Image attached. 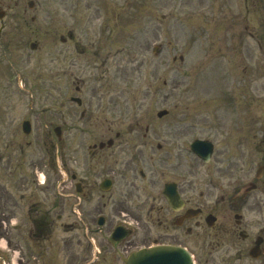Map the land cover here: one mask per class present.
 I'll return each instance as SVG.
<instances>
[{"label":"rangeland","instance_id":"1","mask_svg":"<svg viewBox=\"0 0 264 264\" xmlns=\"http://www.w3.org/2000/svg\"><path fill=\"white\" fill-rule=\"evenodd\" d=\"M28 1L6 0V19L0 21L6 24L2 32L6 58L0 47V255L6 264L10 253H21L25 242L26 253L38 255L36 264H67L66 259L77 264L85 255L78 258L81 248L87 246L79 221L98 215L105 202L99 201L98 193H90L96 189L90 179L99 182L104 175L97 169L98 175L90 178L95 164L86 142L64 139L59 160L48 140L34 141L35 132L42 138L52 121V28L57 15L64 23L74 13L82 15L85 23L96 25L104 18L106 23L117 24L122 34L121 90L126 104L122 103V110L142 105L139 116L145 111L169 110L162 122L181 131L185 127L186 135L180 140L183 153L189 154L193 139L216 143L218 137L219 148H228L236 162L259 161V151L264 149V143L259 144L261 130L248 123L253 119H246V111L249 106L264 107V0H151L153 15L147 13L150 0H33L32 10ZM30 42L37 44L35 50L29 48ZM155 45H160L158 55L152 53ZM82 80H87L85 88L93 86L92 79ZM26 116L32 128L27 137L20 131ZM237 116L241 117L239 128L234 125ZM152 120L157 121L155 116ZM6 135L16 144L30 141L22 153L14 146L21 167L14 159L15 149L11 151V175L6 169ZM52 157L56 164L49 167ZM71 174L83 180L84 199L76 195L53 202L54 192H75ZM65 175L67 181L60 180L58 185ZM108 206L107 214H112L113 206ZM27 214L30 218L60 217L52 229V243L43 252L34 245L38 240L34 232L32 240L26 237L31 224ZM202 247H188L195 252L196 264H227L221 260L227 253H208Z\"/></svg>","mask_w":264,"mask_h":264},{"label":"flooded vegetation","instance_id":"2","mask_svg":"<svg viewBox=\"0 0 264 264\" xmlns=\"http://www.w3.org/2000/svg\"><path fill=\"white\" fill-rule=\"evenodd\" d=\"M0 6L5 9L2 14L6 19V0ZM147 13L153 15L151 0ZM81 16L70 13L67 23L61 15L55 17L52 121L50 127L46 126L50 128L47 134L44 132L39 139L36 131L34 138L44 143L48 140L59 160L64 139L86 142L87 154L95 164L90 178L98 175L97 169L104 175L99 182L90 179L96 188L90 193H98L100 202L105 200L101 205L106 213L99 209L98 215L82 220L87 246L84 244L80 253H91L88 241L93 235L99 251L95 264H126L130 253L150 244L200 245L208 253H227L221 257L227 264H264V149L259 151L262 154L257 163L236 162L228 148H219L217 137L210 161L204 163L182 152L180 140L186 135L185 127L181 131L162 119L153 121L154 111L139 116L142 105H127V110H122V103L126 104L121 90V30L104 18L95 25L85 23ZM4 30L6 24H0V38ZM3 41L6 43V38ZM82 78L92 79L93 86L85 88L87 80ZM74 79L79 82L72 83ZM246 113L247 120L250 116L253 119L248 123L261 130L259 144L264 143V107L249 106ZM240 119L237 116L234 120L237 128ZM6 140V169L11 175V151L15 149L17 159L15 155L22 153L30 141L16 144L15 139ZM18 165L21 167L20 161ZM67 170L70 172V168ZM70 180L75 194H53V202L59 196L63 201L76 195L84 199L83 180L75 174L70 175ZM102 187L108 191L103 192ZM110 203L113 213L107 214ZM101 217L102 224L98 225ZM27 219L31 224L26 237L32 240L34 232L38 239L34 245L45 251V245L52 243V229L60 217L30 218L27 214ZM118 229L125 239L117 242L111 234ZM26 251L25 242L21 253H17L16 264H36L38 255ZM68 261L76 264L73 259Z\"/></svg>","mask_w":264,"mask_h":264},{"label":"water","instance_id":"3","mask_svg":"<svg viewBox=\"0 0 264 264\" xmlns=\"http://www.w3.org/2000/svg\"><path fill=\"white\" fill-rule=\"evenodd\" d=\"M35 48V45H31ZM165 114L161 112L158 116ZM24 133L28 134L30 128L28 122L22 126ZM192 151L199 155L204 161H208L212 152V145L205 141H195L192 144ZM128 264H192L190 256L184 250L173 247H155L148 250H142L133 254Z\"/></svg>","mask_w":264,"mask_h":264}]
</instances>
